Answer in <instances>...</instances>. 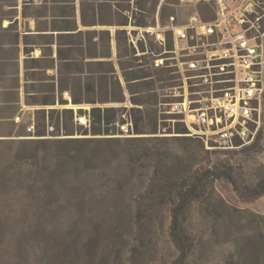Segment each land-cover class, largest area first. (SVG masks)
<instances>
[{"label": "rangeland", "instance_id": "rangeland-1", "mask_svg": "<svg viewBox=\"0 0 264 264\" xmlns=\"http://www.w3.org/2000/svg\"><path fill=\"white\" fill-rule=\"evenodd\" d=\"M45 1L44 8L30 5L26 12L33 15L45 13L46 6L49 9ZM20 3V0H0V139L13 140L0 142V264H174L179 251L170 233L171 203L167 198L162 201L160 197H152V193L163 185L157 173L162 174V166L168 174H174L188 171L193 166L214 164L229 172L235 182L226 176L215 179L204 195L190 205L187 231L192 250L182 264H264V192L259 195L254 192L259 182L264 183V121L253 143L232 151L208 149L201 138L183 132L189 129L177 115L167 112L169 107L166 103L172 99L169 87L175 83L170 70L154 67L149 54L135 55L137 48L129 42L124 28L131 24L142 26L138 25L139 22L155 23L160 5L165 20L180 9L176 5L177 0H165L162 4L161 0H84L83 15L86 20L98 23L97 29L91 28L87 34L74 38H59L58 44L56 37L32 39L43 44L55 43H49L39 52L41 55L49 54L41 66L56 64L47 70L51 82L57 84L56 102L27 103L30 109L22 113L26 124L34 114L37 128L46 130L49 137H53L51 134L66 137L67 129L74 130V136L92 137L89 130L77 125L63 109L88 108L92 104L88 100L92 99L96 100V106L100 104L103 107H119L116 104H120L123 98L133 104L139 102L137 105L140 107H134L137 110L134 112L141 116V135L136 137L150 140L141 144L139 153L133 156L140 173L135 190L145 191L147 188L151 196L136 197V193L121 207L122 211L119 205L117 212L96 217L37 216L34 215L37 206H26L23 198L16 197L18 184L13 182L12 174L19 167H15V158L25 153L27 146L19 140L27 137L29 131L25 123L17 125L11 119L20 112L25 93L21 87L19 107L12 102L17 84L15 60L12 58L16 51L10 45L12 31L6 27L19 14ZM58 12L65 10L59 9ZM127 18V24H120ZM18 23L13 28H20V20ZM82 37L86 40L83 46ZM148 41H143L145 48L139 42V49H146L148 44L150 50L159 51L160 48L150 38ZM114 44L117 46L116 54H113ZM56 49L60 53L55 52ZM60 55L72 56L78 61L76 64L68 63L61 60ZM21 57L24 58V54ZM110 58H113V66L111 62L99 61ZM116 63L120 64L121 70L117 69ZM82 65L85 66L84 73H77ZM130 65H134L133 70L142 67L150 74L149 81L154 80V85L144 86L136 96H132L128 89L129 94L125 93L119 78L121 74L125 77L131 72ZM35 73V78L45 74L41 71ZM45 82L37 80L32 86L31 102L50 94ZM58 83L60 88L71 90V98L73 95L81 98L82 104L72 103L65 93L67 90L63 94L58 93ZM63 101L67 103H61ZM112 113L117 116L118 110ZM94 127L97 130L101 128L97 131L100 132L98 137H104L108 132L104 124ZM110 127L109 133L117 132ZM145 150L149 151V157ZM25 207L29 210L25 211Z\"/></svg>", "mask_w": 264, "mask_h": 264}, {"label": "built area", "instance_id": "built-area-1", "mask_svg": "<svg viewBox=\"0 0 264 264\" xmlns=\"http://www.w3.org/2000/svg\"><path fill=\"white\" fill-rule=\"evenodd\" d=\"M176 5L180 9L165 20L160 5L155 23L126 28L136 55L149 54L154 67L173 75L167 112L208 149L232 151L253 143L264 121V0H177ZM148 38L159 51L148 44L139 49ZM116 105L126 109L115 122L116 134L108 136L141 135L130 111L140 106L128 99ZM74 110L75 123L91 131V106ZM14 119L22 122L19 114ZM27 130L35 135V118Z\"/></svg>", "mask_w": 264, "mask_h": 264}, {"label": "trees", "instance_id": "trees-1", "mask_svg": "<svg viewBox=\"0 0 264 264\" xmlns=\"http://www.w3.org/2000/svg\"><path fill=\"white\" fill-rule=\"evenodd\" d=\"M107 1V0H106ZM140 9H144L140 6ZM128 18L123 22L127 24ZM8 23V22H7ZM18 23V18L13 19L6 27L8 31H12V39L10 45L15 47L16 56L13 64L16 66L17 84L14 86L15 99L12 101L19 107L20 102V75H19V55H20V31L13 28ZM138 23V22H137ZM7 25V24H6ZM138 25L146 26L147 24L139 22ZM141 47L145 48L141 43ZM27 49V48H26ZM134 67V65H130ZM148 74L142 67L139 70H131L125 74L126 87L131 91L132 96L143 90L144 86L154 85V80L149 81ZM28 77V75H27ZM48 81V78H45ZM48 91H54V82H45ZM120 83V81H119ZM134 83V84H131ZM33 85V84H31ZM25 91L29 92V84L25 83ZM28 96V97H27ZM29 93L26 95L28 103L55 104L54 94H46L41 100H32ZM33 98V97H32ZM121 99L120 101H125ZM119 101V100H118ZM72 102L75 104L82 103L81 98L72 96ZM91 102L92 128L90 134L92 137L74 136V130L67 129L66 137L59 134H51L53 137L47 136L46 130L41 131L36 121V137L21 138L20 143L27 147L23 155L15 158V167H19L14 171L12 176L13 182L18 184L19 194L16 197L23 198L26 206L32 208L37 206L34 215L37 216H64L76 215L79 217H96L99 215L113 214L117 212L120 205L122 211L123 206L128 200L135 195L148 194L150 191L135 190L136 179L139 177V168L134 160L135 153H139V146L146 144L150 139L146 137H115L109 131L116 129L115 122L118 120L120 112L125 107L96 106L95 99L88 100ZM67 103V102H61ZM139 102H134L137 104ZM21 107V106H20ZM118 110L117 116L110 112ZM136 109L133 107L130 111L133 113ZM44 111V110H43ZM79 112H85V109H78ZM137 111V110H136ZM140 111V109H138ZM63 112L74 120L75 110L72 108H64ZM18 114V113H17ZM16 114V115H17ZM12 120L15 121V116ZM136 121V130L139 129V116L133 113ZM20 125L25 122L17 123ZM28 124V123H27ZM27 124H25L27 128ZM96 124L105 125L107 127L104 137H98L101 128L97 130ZM81 126V125H79ZM60 128V124L58 125ZM94 127V128H93ZM68 128V127H66ZM86 129V128H85ZM156 130V127L154 128ZM88 130V129H87ZM92 131H95L92 133ZM185 133L188 130L183 131ZM152 133H156L153 131ZM116 134V132H114ZM11 140V141H10ZM0 142H13L12 139H0ZM124 144V145H123ZM151 150L150 148H148ZM148 157L150 153L145 150ZM196 166L191 167L188 171H180L174 174H168L163 169L162 174L157 173L162 181V187L157 192L152 193L156 197H160L162 201L167 198L171 203V225L170 233L179 251V256L174 264H182L189 256L192 250V244L187 231L188 211L192 202L202 197L208 186L217 178L226 176L233 180L229 172H224L219 165L213 166ZM139 174V175H138ZM235 182V181H234ZM257 195L264 192V183L259 182L254 188ZM114 203V206H113ZM35 204V205H34ZM108 207V208H107ZM113 207V210H112ZM29 208L25 207V211Z\"/></svg>", "mask_w": 264, "mask_h": 264}, {"label": "crops", "instance_id": "crops-1", "mask_svg": "<svg viewBox=\"0 0 264 264\" xmlns=\"http://www.w3.org/2000/svg\"><path fill=\"white\" fill-rule=\"evenodd\" d=\"M44 1L45 0H20V10H19V14L15 15V18H18V21L20 20V55H19V75H20V81H21V73L22 70H24L23 72V82H21V87H23L24 93H25V97L23 98V103L22 106L20 108V112L18 113L21 118L22 121L25 122L24 118H23V111H25V109H30V106L27 105L28 101L26 100V95L27 93H29L30 95H33V91L31 90L32 86L35 84V82H37V80L40 81H52L51 77L48 76L47 74V70L48 69H52L56 66V64L54 63L53 65L50 64H46L45 66H41L43 64V62L45 61V59H47L46 57L49 54L43 53L42 55L40 54L39 50L41 49H45L46 45H49V43H52L50 45L55 44L54 41H50L48 42V44H43L41 42L38 41H34L32 40L34 37H46L48 38H54L57 39V44L59 43V38L62 37H75L78 35H83V34H87L90 30L93 29H97V25L98 23L95 22H90L88 20L85 19L84 15H83V1L84 0H46L45 3H47L46 5H49V9L48 6H46V12L42 13L41 15H33L30 14L28 12H26V8H28L27 10H29L30 8L28 6L30 5H34L35 7H43L44 6ZM81 6V7H80ZM45 7V6H44ZM43 7V8H44ZM59 9H64L65 12L61 13L58 12ZM132 23V22H131ZM19 24V23H18ZM123 24V23H120ZM131 26L133 27V25L131 24ZM131 26L127 27L124 26V28H130ZM136 26V25H134ZM122 27V29H124ZM105 29V28H104ZM127 30V29H126ZM129 37V36H128ZM83 39V37H82ZM86 40L83 39L82 42V46L85 45ZM130 42V40H129ZM131 43V42H130ZM69 45H74L73 42H68ZM60 46V44H59ZM27 48V49H26ZM56 49L55 52H59L60 50ZM113 54L117 53V46L116 44L113 45ZM39 53V54H38ZM24 54V58L21 57V55ZM136 55V54H135ZM52 56V55H51ZM110 57V56H107ZM24 59V63L22 62V59ZM61 60H64L68 63H73L76 64V62L78 61V58H74L72 56H66L62 57L60 55ZM54 61V58H51ZM85 59H90V57H85ZM113 58H110V60H99L101 62H111V65L113 63ZM51 60V61H52ZM49 62V61H47ZM30 64H32V66H30ZM112 65V66H113ZM120 64L116 63V67L118 70H121L119 66ZM84 65H82L81 70L77 71V73L83 74L84 73ZM115 67V66H114ZM116 70V69H115ZM34 71V72H32ZM36 71H41L44 72V75H41L40 78H35L34 76L36 75ZM74 74H77L76 72H73ZM28 75V77H27ZM48 78V81L47 79ZM119 78H121L123 84H124V89H125V93H128L125 81H124V76L121 74L119 76ZM54 82V91H48L47 93L50 94H56L57 92V84ZM25 83L29 84V92H26L25 90ZM33 84V85H31ZM47 85V84H46ZM20 87V90H21ZM67 90V91H65ZM58 93L63 94V92L65 91V93L69 96V100L72 102V98L70 97L71 90L68 88H60L59 83H58ZM26 103V104H25ZM39 103V102H37ZM73 103V102H72ZM35 104V103H34ZM78 104H82V103H78ZM100 105V104H98ZM77 109V108H76ZM30 111V110H29ZM17 114V115H18ZM33 118H35V115L32 114V117H30L29 121L27 123H29ZM26 124V123H25Z\"/></svg>", "mask_w": 264, "mask_h": 264}, {"label": "bare ground", "instance_id": "bare-ground-1", "mask_svg": "<svg viewBox=\"0 0 264 264\" xmlns=\"http://www.w3.org/2000/svg\"><path fill=\"white\" fill-rule=\"evenodd\" d=\"M73 106H75V105H73ZM88 107V106H87Z\"/></svg>", "mask_w": 264, "mask_h": 264}]
</instances>
